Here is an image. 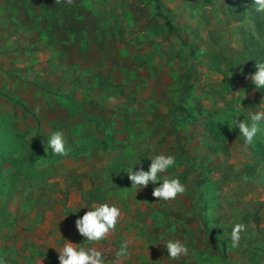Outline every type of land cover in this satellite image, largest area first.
Listing matches in <instances>:
<instances>
[{"label": "rangeland", "instance_id": "obj_1", "mask_svg": "<svg viewBox=\"0 0 264 264\" xmlns=\"http://www.w3.org/2000/svg\"><path fill=\"white\" fill-rule=\"evenodd\" d=\"M159 2L160 15L153 0H0L5 264H59L64 240L85 242L75 220L93 202L121 209L108 237L152 260L142 264H264V158L255 153L264 135L246 144L228 124L234 110L243 115L264 99L236 72L249 11L231 0ZM57 130L68 156L47 148ZM161 153L176 159L162 175L186 188L169 201L153 197L151 184L131 189L122 171L140 162L147 170ZM46 185L55 202L45 211L38 203L37 223L26 200ZM236 224L244 230L232 247ZM168 239L185 242L188 255L169 259Z\"/></svg>", "mask_w": 264, "mask_h": 264}, {"label": "clouds", "instance_id": "obj_2", "mask_svg": "<svg viewBox=\"0 0 264 264\" xmlns=\"http://www.w3.org/2000/svg\"><path fill=\"white\" fill-rule=\"evenodd\" d=\"M254 8L258 13L264 12V0H254ZM256 69L246 78L252 81L257 91H264V62H257ZM241 116L244 117L242 121L239 119ZM228 124L239 130V137H242L246 144H252L259 136L264 135V99H261L259 105L254 106L251 111L246 110L243 115L238 109L234 110L229 116ZM47 148L51 149L54 156H68L70 149L63 131L57 130L48 137ZM148 160L150 163L147 170L143 166L136 167L141 162L122 170L131 181V189H143L151 184L154 186L152 195L159 201L175 199L186 191L184 183L179 178L162 175L175 166L176 159L173 155L155 154ZM124 195L126 194L122 193L121 197ZM85 208L88 211L75 220L76 230L85 238V242L74 244L64 240L58 252L59 264H107V257L96 245L116 229L122 214L121 209L106 202H93ZM243 230L242 224L233 226L230 233L232 247L238 246ZM162 245L167 250L169 259L187 256L189 253L187 244L178 239H168ZM130 255L127 242L121 243L111 264H121ZM0 264H5V260L0 258Z\"/></svg>", "mask_w": 264, "mask_h": 264}, {"label": "trees", "instance_id": "obj_3", "mask_svg": "<svg viewBox=\"0 0 264 264\" xmlns=\"http://www.w3.org/2000/svg\"><path fill=\"white\" fill-rule=\"evenodd\" d=\"M233 2V8H235V11H238V13L249 11V17H248V23L252 24L251 30L249 32H246V36L244 37L245 39V44L243 46V52L242 54L239 55L241 56L240 60V66H244L243 69L244 71H240V66H236V72L238 79L244 80L246 78L245 72L248 73H254L256 69V63L257 62H264V12H256L255 8L253 7V0H231ZM155 3V8L157 10V14L160 15L162 13L161 7H160V2L159 0H153ZM244 50L246 52H244ZM225 64L227 68H231V64H233L232 61H230L229 58L224 59ZM223 61V62H224ZM220 72H223V75L227 76L226 73L228 72V69L222 70V69H216ZM231 74L234 73V69L231 70ZM241 72V73H240ZM247 74V73H246ZM253 85V84H252ZM254 86V85H253ZM255 88V87H254ZM188 92V90H187ZM259 92V91H258ZM264 93V91H262ZM256 155H262L264 158V146L258 147L257 150L255 151ZM34 153H29V159L33 160ZM188 163L194 162L193 159L187 158ZM191 164V165H192ZM192 167V166H191ZM47 187H40L38 190L40 193H38L37 197L34 199L32 197L33 193H29V197H27V202L29 201V213L31 215L33 214L35 218H37L38 221L37 223H41L44 220V216H40L39 213L36 211L35 207L38 206V203L40 206L45 210L49 209V207L55 202V199L49 200L46 199L44 196V189L50 188L51 185H46ZM200 188V187H199ZM198 188V189H199ZM199 196H200V191L198 190L197 192V198H196V204L199 203ZM25 201V202H26ZM7 248H0V258L4 259L6 261L7 257L3 255L4 251ZM222 259L225 261L226 255L222 256ZM225 264H229L228 262Z\"/></svg>", "mask_w": 264, "mask_h": 264}, {"label": "crops", "instance_id": "obj_4", "mask_svg": "<svg viewBox=\"0 0 264 264\" xmlns=\"http://www.w3.org/2000/svg\"><path fill=\"white\" fill-rule=\"evenodd\" d=\"M40 228L41 229H39V231H38L39 232L38 236L43 238L44 233H45V237H46V235L49 233L48 231L51 228V223L46 220L43 224H41ZM42 231H43V233H42ZM105 240H106V244L102 245V246H97V248L104 252L105 256L107 257V264H111V261L115 258V253L119 248L117 246H114L113 236H111V237L107 236ZM131 253H132V255H130V257L128 259L122 261L121 264H142L143 262L144 263H147V262L151 263V261H152V260L150 261L149 259H147V257H143V256L139 257L138 254L140 252L132 251ZM138 261H139V263H138Z\"/></svg>", "mask_w": 264, "mask_h": 264}]
</instances>
